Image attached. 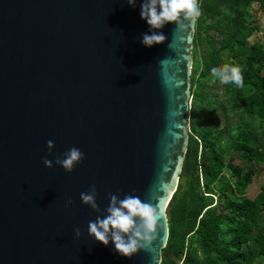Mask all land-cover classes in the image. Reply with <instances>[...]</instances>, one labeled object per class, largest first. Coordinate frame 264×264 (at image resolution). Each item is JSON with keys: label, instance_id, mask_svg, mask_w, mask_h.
I'll return each instance as SVG.
<instances>
[{"label": "water", "instance_id": "1", "mask_svg": "<svg viewBox=\"0 0 264 264\" xmlns=\"http://www.w3.org/2000/svg\"><path fill=\"white\" fill-rule=\"evenodd\" d=\"M140 2L0 0V264L161 263L189 140L195 26L167 24L166 41L145 47ZM72 147L84 159L67 173L55 159ZM93 184L100 212L80 200ZM109 194L158 204L157 239L131 259L88 235Z\"/></svg>", "mask_w": 264, "mask_h": 264}, {"label": "trees", "instance_id": "2", "mask_svg": "<svg viewBox=\"0 0 264 264\" xmlns=\"http://www.w3.org/2000/svg\"><path fill=\"white\" fill-rule=\"evenodd\" d=\"M199 4L189 140L167 208L160 264H264V188L247 197L256 166L264 165V45L249 42L260 31L252 6L264 9V0ZM223 63L241 67L243 87L213 77L211 68ZM219 88L227 106L222 113ZM228 114L239 119L229 121Z\"/></svg>", "mask_w": 264, "mask_h": 264}, {"label": "clouds", "instance_id": "3", "mask_svg": "<svg viewBox=\"0 0 264 264\" xmlns=\"http://www.w3.org/2000/svg\"><path fill=\"white\" fill-rule=\"evenodd\" d=\"M127 4L137 7V0H126ZM140 17L149 26V31L141 34V44L145 47L163 44L167 37L161 29L165 25L175 23L176 27L185 29L195 26L201 15L199 0H141L139 3ZM213 77L221 84H234L243 87V75L240 66L235 64H217L211 68ZM55 147L54 141L47 142L49 153ZM84 159V154L77 147H72L57 156L55 164L65 172L71 173L77 164ZM46 167H53V161L43 158ZM97 189L93 184L87 192L80 194L81 202L93 211L100 212L97 203ZM69 198L66 206L71 205ZM161 219L157 203L142 200L135 194L124 195L123 199L117 194H109V204L104 215H98L88 223V235L96 242L108 246L111 242L113 251L120 257L131 259L140 250L149 247L157 239V228ZM79 238L81 231L74 229Z\"/></svg>", "mask_w": 264, "mask_h": 264}, {"label": "rangeland", "instance_id": "4", "mask_svg": "<svg viewBox=\"0 0 264 264\" xmlns=\"http://www.w3.org/2000/svg\"><path fill=\"white\" fill-rule=\"evenodd\" d=\"M252 13L255 22L260 27V31L256 32L251 39H249L250 43L258 42L264 45V38H263V32H264V9L259 8V4H254L252 6ZM214 91V90H213ZM222 89L219 88L214 91V93L217 94L219 100L223 104V109H219V111L222 113L224 109L226 110V101L224 98H222ZM229 121H236L239 119V117L235 116L233 114H228ZM222 127V125H221ZM256 168L259 170L258 174L254 177L253 184L248 188L247 190V197L253 198L255 197L262 188H264V165H257Z\"/></svg>", "mask_w": 264, "mask_h": 264}]
</instances>
